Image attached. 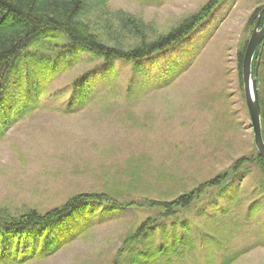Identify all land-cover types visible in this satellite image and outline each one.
Wrapping results in <instances>:
<instances>
[{"label": "rangeland", "instance_id": "1", "mask_svg": "<svg viewBox=\"0 0 264 264\" xmlns=\"http://www.w3.org/2000/svg\"><path fill=\"white\" fill-rule=\"evenodd\" d=\"M99 1L87 0L81 18L106 45L128 49L165 35L209 0ZM260 7L264 0H225L178 47L139 65L115 64L107 79L80 52L86 60L52 78L37 109L0 122V216L45 214L82 193L120 206L95 208L81 236L24 264H146L164 241L180 251L156 264H264V172L235 59ZM43 42V55H57L54 42ZM260 58L252 72L264 112ZM87 70L94 87L73 96ZM240 159L241 170L230 173ZM222 175V186L164 217L166 203ZM148 220L157 222L148 237L129 243Z\"/></svg>", "mask_w": 264, "mask_h": 264}, {"label": "trees", "instance_id": "2", "mask_svg": "<svg viewBox=\"0 0 264 264\" xmlns=\"http://www.w3.org/2000/svg\"><path fill=\"white\" fill-rule=\"evenodd\" d=\"M86 1L0 0V122L19 118L21 114L37 109L39 99L44 94L49 81L69 69L71 65L86 60V56L81 57L78 53L90 55L89 59L97 61L99 70L95 69L96 75L107 79L108 76L114 75L115 64L139 65L157 54L178 47L200 27L202 22L208 20L225 0H209L195 14L183 19L165 35L157 36L150 43L140 42L128 49L108 46L92 31L89 23L81 18V14L87 9ZM263 9L264 7H260L255 11L253 17L248 20V26L254 28L256 19ZM259 20L260 27H263L264 11ZM45 39L54 42L52 49L57 55L47 58L40 52V49L45 47L43 45ZM245 45L235 58L240 81H242ZM33 48L35 51L31 53L30 50ZM263 54L264 51L261 54L256 52L254 56L256 59L253 58L252 62L253 69L260 66L262 60L260 57H263ZM91 72L92 70H87L72 83L73 96L82 98L94 87L88 77ZM12 76L14 80L9 81ZM259 102L261 106V101ZM260 122L264 140L262 109ZM244 162L245 159L237 160L230 173L236 174L241 170ZM255 162L264 172V160L258 154ZM225 178L226 175L214 177L190 192L181 194L173 202L166 203L164 209L167 213L164 217L175 218L176 209L185 210L190 207L206 190L222 186ZM109 202L106 195L82 193L45 214H39L32 209L19 217L0 216V264H24L34 258L41 260L51 256L57 250L65 248L67 243H72L75 235L81 236L89 229L87 224L95 208L102 209V213L120 208L117 204H108ZM156 223L149 220L142 223L136 233L129 237V243L148 237L151 233V225ZM260 230L262 232L261 228ZM173 239L178 245L182 240L178 237ZM159 246L158 249H149L148 256L151 261L146 264H156L169 252L180 251L173 242L164 241Z\"/></svg>", "mask_w": 264, "mask_h": 264}, {"label": "water", "instance_id": "3", "mask_svg": "<svg viewBox=\"0 0 264 264\" xmlns=\"http://www.w3.org/2000/svg\"><path fill=\"white\" fill-rule=\"evenodd\" d=\"M264 9L261 11V13ZM260 13V15H261ZM260 15L254 28L250 39L247 42L245 54L242 63V83L244 90V98L246 104V110L251 122L252 135L254 146L257 154L264 160V140L262 136V124H261V110L259 104L258 88H257V74L252 72V62L256 52L264 46V26L260 27Z\"/></svg>", "mask_w": 264, "mask_h": 264}]
</instances>
